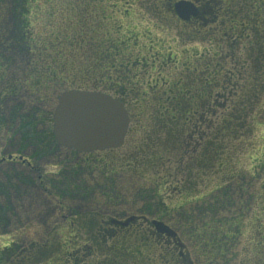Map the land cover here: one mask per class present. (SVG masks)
I'll list each match as a JSON object with an SVG mask.
<instances>
[{"label": "trees", "instance_id": "obj_1", "mask_svg": "<svg viewBox=\"0 0 264 264\" xmlns=\"http://www.w3.org/2000/svg\"><path fill=\"white\" fill-rule=\"evenodd\" d=\"M105 1L70 0L64 23L52 17L36 35L39 17L47 20L40 0H0V72L20 65L27 79L20 87L40 104L67 89L107 83L131 116L121 159L115 157L121 150L109 151L111 157L71 151L73 159L47 179L57 206L75 213L66 226L56 221L46 233L35 231L25 247L14 240L0 247V264H183L174 244L152 226L117 230L104 217L135 212L169 224L194 264H264V145L254 136L264 128V62L245 74L224 43L193 48L186 62L171 55L162 66L153 63L158 55L134 53L136 33L123 38L129 28H110L117 17L101 8ZM218 1H239L244 14L261 19L264 37V0ZM88 2L95 5L87 12L94 18L83 27L79 15ZM165 2L153 11H165ZM128 11L123 14L134 13ZM40 114L35 109L22 116L17 129L36 148L35 158L56 145L51 129L36 130L34 124L45 120ZM80 204L87 212L76 213ZM1 223H9L6 216Z\"/></svg>", "mask_w": 264, "mask_h": 264}, {"label": "rangeland", "instance_id": "obj_2", "mask_svg": "<svg viewBox=\"0 0 264 264\" xmlns=\"http://www.w3.org/2000/svg\"><path fill=\"white\" fill-rule=\"evenodd\" d=\"M40 1L42 2L40 6L46 9L43 14L45 20H47L44 21L39 17L38 24L34 28L36 35L45 32L41 29V25L47 26V21L51 20L52 17L56 19L55 16L58 15L55 22L57 24L63 22V11L71 13L68 10L74 5L73 2L70 3V0H47V4H44V0ZM115 1L107 0L100 6L109 14L116 13L115 17L117 19L113 18L109 22L113 31L115 29L113 26L120 23L124 25V29H130L128 32H121L123 38L132 32L140 37L138 52L140 50L146 52L151 49L150 43L152 40L148 38L150 36L149 32L159 49H169L170 46L177 49L182 48V38H179L181 29L170 21H163L155 17L148 8V4H151L153 0H136L133 8L130 7L131 4L129 5L128 2L135 3V0H130L131 2L123 0L126 2L113 4ZM91 9L95 10V5L88 2L80 11L84 18L80 19L79 17V20L83 22L84 26H89L93 22V20L90 22V18L87 17V12H90ZM130 9H133L134 13L131 19H128L123 13H128ZM50 33L51 30H47V34ZM18 63L24 64L23 58L19 59ZM0 74L4 75V81L0 82V160L9 156L15 157L12 161L6 160L0 164V218L6 216V221L9 222L6 226L0 224V247L2 248L14 240L19 243V249L29 244L30 239L35 236V231L40 232L44 229L46 233L47 226H55L56 221H62V216L68 215V212H62L57 206L58 203L51 197L50 191H47L46 181L58 174L64 168V165L73 158L70 149L60 147L56 143L55 146H51L42 152L40 157L34 159L32 157L35 156L36 148L23 141L21 132L17 130L19 127L21 129L23 125L21 117L28 115L35 109L38 112L41 111V114H46L43 117V119L45 118L44 122L40 120L34 124L36 130L45 133L52 129V114L61 92L50 98L48 104L45 101L40 104V102L35 101L29 91H26L27 87L25 89L20 87L21 82L27 80L23 70L20 69V65L15 71L10 70L7 72L3 70ZM256 130L254 136L258 138L260 145H264V128L258 126ZM128 146L129 144H126L121 148V151H118L115 157L121 159L124 154H127L128 150L125 148ZM99 154L111 157L109 150L99 152ZM20 157L23 159L20 160ZM209 180L210 178L207 177L203 187L209 185ZM76 208L80 212L88 210L83 204L78 205Z\"/></svg>", "mask_w": 264, "mask_h": 264}, {"label": "flooded vegetation", "instance_id": "obj_3", "mask_svg": "<svg viewBox=\"0 0 264 264\" xmlns=\"http://www.w3.org/2000/svg\"><path fill=\"white\" fill-rule=\"evenodd\" d=\"M160 1L161 0H153L151 4H148L149 10L153 12L156 18H159L163 21H170L174 25L178 26L181 29L179 38H182L183 43H181V49H177L176 47L173 48L174 46H170L169 49H159L156 47L155 40L152 37V34L149 32L150 36L148 38L152 40L150 43L151 49L147 50L146 52H152L158 55L159 57L158 60L153 59V63L155 62L161 65V63L163 62V60L161 59H163L165 56L171 55L176 56V58L178 57L177 60L179 62H186L187 58L191 59L192 56V54L186 55V53L191 52L190 50H192L193 48H197L199 50L204 51L207 48L213 49V46L223 47L225 43L229 45L228 47H225L227 56L230 57V55H232V59H230V61H232L233 63L235 62L236 64L238 63V65L240 64L241 66L247 68L245 69L244 67H241L242 72L244 69L245 74L248 73L250 69H252L251 65H256L258 62H260V65L263 64L264 56H260L259 54L261 52V48H263L264 51V37L260 34L259 30L261 28L260 24H262L261 19L257 20L255 16H253L251 13L244 14L243 8L239 7V1L233 2L231 5V2H223L218 0H167V4L165 2L164 5L166 7L165 11H162V13H155L153 11V9L155 8L154 5H156L157 3L161 4ZM181 1L191 2L198 9V14L196 16H191L187 20L182 19L175 9V4ZM130 4V7L133 8V6L136 4V0L135 3L132 2ZM231 6H233V8L237 10V12H233L234 14L232 15L228 13V9ZM132 16L133 15H130L128 17L126 15L128 19H131ZM79 17L80 19L84 18L81 13ZM87 17H89V15H87ZM89 18L91 22L94 16H90ZM63 23L64 20L63 22H61V24ZM80 23L83 24V22L81 21ZM257 27L260 28L258 29ZM221 30H224L225 34H227V36H224V38L220 35L224 34L223 32H220ZM139 41L140 38L138 42ZM212 43L215 45H212ZM136 52H138V50H136ZM180 75H182V73H180ZM91 89L104 92L122 101L121 97L117 95L114 90L109 88V85H107V83H95L91 87ZM122 102L125 104L126 109L129 111L126 103L124 101ZM126 138L128 139V135ZM85 212L87 211H76V213ZM72 214L68 213V215H64L62 221H59L60 223H58L57 225H59V227L64 228L66 226V219L70 218ZM134 215L138 218L135 219V221L130 222L127 226L116 225L112 222V218H116L118 220H125L129 216ZM104 217H107L109 223L115 226L117 230L127 229L131 226H135V228L141 227L143 225L152 226L151 220L154 219L147 215H143L136 212L128 213L121 216L109 215ZM102 220L103 219H101V221ZM164 238L165 240L169 239L170 242L174 244V251L178 254L179 262L183 264H189L186 258V250H182L173 239L167 238L166 236H164ZM85 263H90V260L86 261Z\"/></svg>", "mask_w": 264, "mask_h": 264}, {"label": "water", "instance_id": "obj_4", "mask_svg": "<svg viewBox=\"0 0 264 264\" xmlns=\"http://www.w3.org/2000/svg\"><path fill=\"white\" fill-rule=\"evenodd\" d=\"M175 9L184 20L198 14V9L187 1L176 3ZM53 121V133L57 142L82 153L120 148L125 142L130 124L128 111L119 99L99 91L77 89L61 94ZM8 158L11 159L12 156ZM3 160L5 158L0 162ZM135 219L137 217L131 216L124 222H112L127 226ZM152 224L160 234L175 239L177 244L184 248V244L177 238V233L168 225L157 220Z\"/></svg>", "mask_w": 264, "mask_h": 264}]
</instances>
